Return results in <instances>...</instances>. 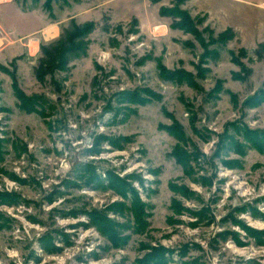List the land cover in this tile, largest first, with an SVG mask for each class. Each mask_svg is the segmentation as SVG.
Listing matches in <instances>:
<instances>
[{
  "label": "rangeland",
  "instance_id": "374dc122",
  "mask_svg": "<svg viewBox=\"0 0 264 264\" xmlns=\"http://www.w3.org/2000/svg\"><path fill=\"white\" fill-rule=\"evenodd\" d=\"M189 1L0 0V264H264V14Z\"/></svg>",
  "mask_w": 264,
  "mask_h": 264
},
{
  "label": "crops",
  "instance_id": "0c3cea01",
  "mask_svg": "<svg viewBox=\"0 0 264 264\" xmlns=\"http://www.w3.org/2000/svg\"><path fill=\"white\" fill-rule=\"evenodd\" d=\"M199 10L204 11L212 19H216L222 27H231L245 42L254 41L259 28L257 21L249 24L248 8L239 9L240 4L256 8L261 17L264 14V0H190ZM189 1V2H190ZM239 9V10H238ZM251 25V26H250Z\"/></svg>",
  "mask_w": 264,
  "mask_h": 264
},
{
  "label": "trees",
  "instance_id": "16d2710c",
  "mask_svg": "<svg viewBox=\"0 0 264 264\" xmlns=\"http://www.w3.org/2000/svg\"><path fill=\"white\" fill-rule=\"evenodd\" d=\"M49 3L50 0H46L45 2V7L49 8ZM181 17L185 16V12L184 11H180L179 12ZM77 27H74V30L67 33V35L65 34V37L60 40V41H56L55 43L49 45V46H41L42 48V52L45 55V57L51 61L54 60H61L62 64H64L67 60L66 57V53H74V52H78V50L81 48V44L77 43L75 44L73 41L74 39L80 37L81 31H79L78 29H76ZM84 34V32H83ZM68 47H71L70 50H66ZM42 61H40V67L42 66ZM20 102L22 103V106L26 109L31 108V106L29 107L26 102L24 100H22L21 98H19ZM169 129H172V127H170ZM172 132V131H171ZM248 135V134H246ZM256 135L255 133L253 134V136L248 135L246 136V141L253 143V145L258 148L257 143H261V145L264 146V133H259V137L260 140H255L256 138H254ZM179 141H183V140H179ZM171 155L175 158V160L183 167L184 173L186 175H190V154H186V152L180 147L179 144L175 145V147L173 148V150L171 151ZM122 189V188H121ZM174 190V189H173ZM121 193V192H120ZM133 207L132 210L135 214H138V207L136 205V203H134L133 201ZM104 221H108L107 219L104 218ZM102 223V222H101ZM100 224V223H99ZM41 248H43L44 250L48 251V252H54L57 248L56 246H54L53 244H51V246H48L46 242H42L41 243Z\"/></svg>",
  "mask_w": 264,
  "mask_h": 264
}]
</instances>
